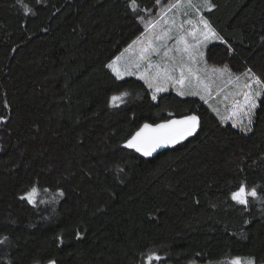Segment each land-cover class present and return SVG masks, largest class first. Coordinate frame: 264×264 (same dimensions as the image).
<instances>
[{"label": "trees", "instance_id": "trees-1", "mask_svg": "<svg viewBox=\"0 0 264 264\" xmlns=\"http://www.w3.org/2000/svg\"><path fill=\"white\" fill-rule=\"evenodd\" d=\"M139 2L144 19L158 12ZM127 3L0 0V264H140L149 253L264 264V96L245 133L198 97L153 100L143 81L117 80L106 65L143 32ZM210 3L200 11L224 43L206 60L264 79V0ZM192 113L200 129L185 143L151 159L122 146L146 122ZM242 184L258 192L247 208L231 198ZM33 185L36 206L19 199Z\"/></svg>", "mask_w": 264, "mask_h": 264}, {"label": "snow or ice", "instance_id": "snow-or-ice-1", "mask_svg": "<svg viewBox=\"0 0 264 264\" xmlns=\"http://www.w3.org/2000/svg\"><path fill=\"white\" fill-rule=\"evenodd\" d=\"M19 2V0H18ZM40 2V0H37ZM157 5H160L161 0H156ZM186 7L188 9H199L205 8L211 10L213 5L210 3V0H179L178 3H173L167 8L162 7V16L161 19L167 16V13L173 8L179 9ZM127 8L133 14L134 17L140 19L141 22H144V17L140 16L141 12L146 11L139 0H128ZM31 12V9L27 6H24V14L28 15ZM34 14V13H32ZM187 14V13H186ZM148 21L145 24L146 30L150 28H155L156 24ZM184 23L193 25L192 20H186L181 25L178 26V32L180 33L176 38L175 51L177 53H182V55L177 59L175 56H171L170 53L173 49H166L163 52V62L153 64L149 59L151 53L160 54V48H166V45L157 44L153 45V39L157 42L164 41L166 39L172 38L170 33L172 28H168L166 31L161 33L154 34L152 38H149L147 45L141 48L138 58L130 57L128 60H123L124 53H121L120 56H117L114 60L106 65L108 69L112 71L117 80L123 78L125 73L132 75L133 73L129 69L133 66L136 68L140 67L142 61H147V68L145 72L140 75V79L144 80L145 84L148 85L150 89H154L152 94V99L156 100V93L161 91H166V85L172 83L173 85H179L177 88V94L184 95H198L199 92L197 89H202L208 95H211V81L212 77L209 75V70L207 67L203 70L204 75L201 76L199 73L201 69L193 67L197 63V56L203 57V53L199 52V45L203 41H207L209 37H214L215 39H221L217 33L211 28L210 24L203 16H199L198 24H201L203 28H198L196 25H193L192 30L188 31L185 35ZM173 24L175 22L173 21ZM187 36H191L195 43H189L187 41ZM201 37L203 38L201 40ZM137 41H133L131 45L125 52L132 50L133 45ZM183 44V48H180L179 45ZM151 50V51H149ZM231 50V49H229ZM187 56V61L184 56ZM123 61V64L121 62ZM190 62V63H189ZM179 72V75L176 76L175 73ZM211 73H219L221 75L227 73L230 77L233 76L231 71L227 66L217 69L212 68ZM241 78H244L243 88L247 91H243V102L236 101L233 107V115L238 113H243L247 117V125H243L242 121L240 122L241 131L248 133L252 131L253 117L255 115V110L259 107L257 104V98L264 96V79L256 75L252 69H247L244 73L240 75H235L234 79L236 83H239ZM193 80L196 84L193 87ZM127 92L121 93L119 95H113L110 98L109 106L118 107V102H122L124 97L127 96ZM201 99H205L203 95L200 96ZM216 111L215 109H213ZM219 114V113H217ZM0 122H3L0 118ZM199 125V118L195 115L186 116L181 120H171L162 124H157L153 127L150 124H144L143 127L137 131L131 139H128L123 147L128 149H134L136 152L140 153L142 156L149 157L155 152L158 148L167 146L169 144L175 145L178 144L181 140L186 139L189 136H192ZM238 124L236 121H233L232 127H237ZM123 171V169H120ZM45 192L48 189H44ZM40 190L36 185H33L27 192L22 194L19 199L26 201L28 204L36 206L37 200L36 197L39 196ZM60 196H63L64 193L59 192ZM249 197L256 199L258 198V192L255 188L247 189L245 185H241L239 189L232 193V200L239 205L247 206L249 205ZM264 199V197H261ZM43 202V201H41ZM8 237H3L0 239V245H4ZM199 255V254H198ZM161 257L155 253H149L146 255L143 264H153V261L159 262ZM49 264H55L54 260H50ZM228 264H255V259L235 257L232 258Z\"/></svg>", "mask_w": 264, "mask_h": 264}, {"label": "rangeland", "instance_id": "rangeland-1", "mask_svg": "<svg viewBox=\"0 0 264 264\" xmlns=\"http://www.w3.org/2000/svg\"><path fill=\"white\" fill-rule=\"evenodd\" d=\"M178 2H179V0H161L160 5L158 6V12L156 14L150 16V17L145 18L144 22H142L143 32L136 39H134V41H137V43L135 45H133L132 50L125 52V49H127L129 47V45H131L133 42L131 44H129L125 49H123V51L120 52L117 56H120L121 53H124L123 60H128L130 57L138 58L141 48L144 47L145 45H147L149 38H152L154 36V34L161 33L162 31H166L168 28H172V32L170 33V36L172 38L166 39L164 41H159V42H157L153 39L152 42H153L154 46L157 44H163V45H166V48H163V47L160 48V54L151 53L149 56V59L151 60V62L153 64L162 63L163 59H164L162 54L166 49H173V51L170 53V55L175 56L177 59H179V57L182 55V53H177L175 51V48L177 47L176 38L180 34L178 32V26L181 25L186 20H192L193 25H196L198 28L202 29L203 26L201 24H198V18H199V16H203V15L200 11V8L199 9H188L186 7H182L179 9L173 8L171 11H169L167 13L166 17L161 19L162 7L167 8L169 5H171L173 3H178ZM148 21H151L153 23H155L156 21H159V23L156 24V27L154 29L149 27V29L146 30L145 24ZM173 21L175 22V24H173ZM193 25H189V24L184 23L183 26H184V30H185V35L188 31L192 30ZM202 39L203 38L201 37V40ZM187 41L189 43H195V41L192 39L191 36H187ZM216 43H224V41H222L221 39H215L214 37L210 36L207 41H203L202 43H200L199 52L203 53V57L201 58V57L197 56V63L195 65H193V67L201 69V72L199 73V75H201V76L204 75L203 70L205 69V67H207V69L209 70V75H211V77H212L211 81H209V83L211 84V88H210L211 95H208L202 89H197V91L199 92L198 95L181 96V95L177 94V88L179 87V85H173L172 83H168L166 85V91H161V92L156 93V97H158L160 94L166 93V92H173V93H175L181 97H198V98H200V96L203 95L205 97V99H201V98L200 99L202 101H204V103H206L209 106V108L213 111V113L215 115H217V118H219L220 120H225V123H229L231 126L233 124V121H236L238 126L235 128L241 130V128L239 126L240 122L242 121L243 125H247V123H248L247 117H245L242 112L238 113L237 115H233V107H234V103L236 101L243 102L242 92L247 91V89L243 88V84L245 82L244 78H241L239 83H236L234 77H235V75H240V74L244 73L247 69H250V68H245L240 73H235L227 66L229 68V70L231 71V73L233 74V76H231V77L227 73H225L223 75H221L219 73H211L210 70L212 68L220 69V68H223L226 66V65L215 66V64L212 65L206 60V50L205 49H207L208 46H210L212 44L214 45ZM179 47L183 48V44L179 45ZM149 51H151V50H149ZM184 58L187 61L186 55L184 56ZM121 64H123V61L121 62ZM146 68H147V61H142L140 63L139 68H136L135 66H133L129 69V71H131L133 73L132 75L125 73L123 75V78L134 77L135 79L137 78V79L144 82V80L140 79V75L145 72ZM175 75L178 76L179 72L177 71L175 73ZM144 84H145V82H144ZM195 84H196V82H195V80H193V87H195ZM145 85L148 87L147 84H145ZM148 89L150 90L151 94H153L154 89H150L149 87H148ZM119 94H121V93H119ZM119 94H115V95H119ZM127 98H128V95L124 97V100L122 102H118L119 106L121 104H124V102L126 101ZM259 98L260 97H258L257 100H259ZM213 109H215L216 111H214ZM217 113H219V114H217ZM0 125H1V123H0ZM232 128H234V127H232ZM145 257L143 258V260L140 264H143ZM230 260H228V262ZM226 261L227 260H225V261L222 260V262L220 261V262H214V263L209 262L208 264H224ZM153 264H157V261H153ZM191 264H194V263H191Z\"/></svg>", "mask_w": 264, "mask_h": 264}, {"label": "water", "instance_id": "water-1", "mask_svg": "<svg viewBox=\"0 0 264 264\" xmlns=\"http://www.w3.org/2000/svg\"><path fill=\"white\" fill-rule=\"evenodd\" d=\"M191 115H195V116H197L196 114H189V115H185V116H180V117H171V118H169V119H167V120H163V121H159V122H156V123H148V122H146L147 124H150V125H152L153 127H155V125H157V124H162V123H165V122H167V121H171V120H181V119H183L184 117H186V116H191ZM198 117V116H197ZM199 118V117H198ZM146 123H144V124H146ZM144 124H142L132 135H131V137L137 132V131H139L142 127H143V125ZM200 119H199V125H198V127H197V130H196V132L192 135V136H189V137H187L186 139H183V140H181L178 144H175V145H171V144H169V145H167V146H164V147H160V148H158L155 152H153V154L151 155V156H149V157H145V156H142L140 153H138V152H136L134 149H130V150H132V151H134L135 153H137L141 158H144V159H151L152 157H155L156 155H158L159 153H161V152H163V151H165V150H169V149H172V148H174V147H176L177 145H179V144H182V143H185L186 141H188L189 139H191V138H193L197 133H198V131H199V129H200ZM131 137H129L128 139H131ZM127 139V140H128ZM127 140L123 143V145L127 142ZM122 145V146H123ZM125 148V147H124ZM128 149V148H127Z\"/></svg>", "mask_w": 264, "mask_h": 264}]
</instances>
